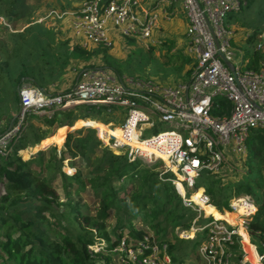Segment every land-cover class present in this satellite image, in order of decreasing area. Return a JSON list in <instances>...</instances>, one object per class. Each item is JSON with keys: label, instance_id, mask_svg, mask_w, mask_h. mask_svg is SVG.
Segmentation results:
<instances>
[{"label": "trees", "instance_id": "trees-1", "mask_svg": "<svg viewBox=\"0 0 264 264\" xmlns=\"http://www.w3.org/2000/svg\"><path fill=\"white\" fill-rule=\"evenodd\" d=\"M241 1V8L252 6V10L257 0ZM40 2L35 0L34 3L26 4V0H0V17L15 29L19 22L33 21L29 16L37 10ZM64 2L59 5L60 9L75 8L70 0ZM261 5H264V0ZM18 7L24 8V11L19 13ZM262 31L263 28L254 26L249 33L246 41L249 51L244 54L245 69L257 70L260 62L264 61V51L250 49ZM3 33L5 37L0 38V119L14 121L19 102L16 98L18 87L23 81L31 80L39 87L44 82L37 62L29 61L26 56L28 46L25 48V41L41 39L42 46L59 66L54 77L62 74L67 61L66 45H52L45 37V29L39 25H28L22 31L3 30ZM167 58L164 63L170 65V57ZM115 72L119 75L117 69ZM213 101V115L229 112L231 104L227 99L217 96ZM123 109L79 104L61 110L50 118L44 116L43 120L50 127L55 122L60 126H72L78 120L121 124L126 115L122 114ZM5 130L1 129L0 135ZM45 137L46 131L27 124L12 140L8 152L0 153V183L4 189L0 195V264H116L112 248L124 236L123 231L126 230L128 235L137 239L146 232L136 229L133 221H141L155 234L159 243L167 244L168 253L175 264L187 257L188 250L183 245L185 240L190 241L188 248H194L205 237V231L199 232V238L195 234L190 239H184L174 232L176 227L188 229L196 212L183 205L171 181L173 173L159 170L163 164L161 160L145 164L140 159L130 161L124 154H116L102 147L93 127L82 126L68 132L65 149L59 153L55 144L35 151L44 147L41 142ZM28 146H34L32 151L35 152L31 151L25 158L20 151L24 150L26 154ZM246 147V156H252L256 164L252 171L261 172L262 182L257 186L261 189V195L251 196L257 210L250 216L247 226L251 243L256 245L257 251L250 250L252 244L248 238L243 243L248 260L258 259L259 254L260 264H264V128L250 131ZM68 158L70 167L75 169L72 174L63 170L64 161ZM247 177L252 180L250 176ZM58 179L61 180L63 200H60L56 189ZM219 179L218 174L204 170L196 179V187L206 184L204 190L210 197V203L219 211L224 207L229 210L228 184L217 186ZM128 185L130 189L126 192ZM88 186L94 196L100 198L101 209L97 216L91 215L79 200L73 199L74 195L83 194ZM248 188L245 183L238 181L232 191L240 195ZM111 214L116 217L117 227L108 230L106 222ZM204 214L225 219L229 223L237 216L233 212L220 213L211 205ZM209 218L211 216L200 217L198 221ZM239 238L238 235L234 236V244L227 247L232 253L234 264H241L243 256ZM95 244L101 248L96 250L88 247Z\"/></svg>", "mask_w": 264, "mask_h": 264}, {"label": "built area", "instance_id": "built-area-1", "mask_svg": "<svg viewBox=\"0 0 264 264\" xmlns=\"http://www.w3.org/2000/svg\"><path fill=\"white\" fill-rule=\"evenodd\" d=\"M181 3L188 19V50L194 54L188 81L166 86L151 79L120 80L105 67L90 66L78 70L73 86L62 92L46 91L23 82L18 87L14 125L0 135V140L9 136L11 143L28 124L29 114L51 117L57 111L79 104L126 108L125 119L118 126L119 135L104 132L105 147L124 154L130 161L161 160L162 173L170 171L174 175L171 181L183 205L196 212L189 228L193 233L205 231L197 248L201 264H234L227 247L234 244V236H241L237 227L211 214L205 216H211L207 222L197 225L204 212L201 204L211 205V200L204 190L199 201L192 196L198 190L196 179L202 171L218 173L226 154H246L250 131L264 128V61L257 70L235 66L231 61L230 41L234 30L225 18L240 11L241 0H181ZM161 13L164 19L172 14L165 8ZM48 14L55 18L70 14L74 29L96 46L111 44L110 28L125 36L147 39L158 20L156 9L142 7L140 0H82L73 11L62 13L52 9ZM256 46L257 50H263L264 33L259 35ZM219 53L231 62L235 74ZM217 96L230 102L227 114L211 113L213 98ZM161 123L169 124L171 129L159 131ZM229 209L228 212H240L244 218L239 216L241 226L245 229L249 222L246 218L257 207L250 195H236ZM186 231L182 229L179 233L184 235ZM112 251L116 264H175L167 244L159 243L148 232L140 239L122 236Z\"/></svg>", "mask_w": 264, "mask_h": 264}, {"label": "rangeland", "instance_id": "rangeland-1", "mask_svg": "<svg viewBox=\"0 0 264 264\" xmlns=\"http://www.w3.org/2000/svg\"><path fill=\"white\" fill-rule=\"evenodd\" d=\"M26 1H27L26 4L28 3L31 4V3H34L35 0H26ZM80 1L81 0H70V3L74 5L76 3L78 4ZM261 1L262 0L255 1L252 10H251L252 6L250 8L242 7L240 11L231 12L225 18L226 22L229 23L234 30L232 39L230 41V51L232 52L231 61L235 66L242 67L245 63L244 54L246 51H249V47L246 44V41H247V38L249 37V33L251 32L252 28L254 26L259 27L261 29L263 28V31L260 34L264 33V5H261ZM140 2L145 8H149V6H151L152 0H150L149 3L146 2L145 4H143V0H140ZM64 3H65L64 0H41L40 5L37 8V10H35L29 17L32 18L33 20L39 17L38 20L39 19L42 20L43 19L42 17L47 15V13H49V10L51 9H56L63 13L65 12V10L60 9L61 7H59V5H62ZM181 9H180V13L178 14V16L183 18V21L186 27L184 28V31L181 32L180 34L174 35L173 37L166 35V29L163 26L165 19L163 18L161 9L158 8L156 10L158 14L157 26L152 28L151 36L149 38L140 39L135 36H125L121 34V37H122L121 39H123L124 42H126L127 44H123V42L121 41H114V39L113 40L111 39V44L109 46L97 45L99 49L97 48L95 53L103 54L105 59L99 56L98 58H96L97 60L95 64L97 66L105 67L109 72H111L112 70L114 75L120 80L124 78H128V77H132L134 79L136 78L151 79L155 82H158L166 86H175L179 84V82L182 83V82L188 81L190 73L189 72L185 73L184 71V74H186L185 76V75H181V72L186 67L188 71L193 68L194 54H192L188 50L189 37L186 35L188 19H187V14H186L185 9L183 7H181ZM23 11H24V8L18 7L19 13ZM69 11H72V10H69ZM229 15H231V17H229ZM66 16L67 15L64 14L61 18L52 17L54 19L53 21L50 20L51 16L44 19L45 23H49V24L51 22L54 23L51 26V30H50V32L53 34L54 37L56 38L61 37V34L64 32L63 30H61V25L59 24V21H61V19H63ZM25 24L26 23L24 21L19 22L16 24L15 29H12L11 25L7 22V20L4 19L3 17H0V38L5 37L4 36L5 33H3V30L6 32L20 31L21 28ZM259 35H258L257 41L253 44L252 47H250L252 51L254 49L257 50L256 45L259 42ZM31 40L29 42L25 41L27 42L25 45V48L28 46L26 49L27 57H29L30 53L34 50L33 45L36 42L35 41L36 39H33L32 41ZM60 41L58 40L57 45H56L57 47H59V43H61ZM40 50H43L47 54L44 46H42L41 41L39 43V51ZM257 51H264V48L263 50H257ZM162 52L164 54H162ZM91 53H88L87 55H80V56L81 58L83 57L84 59L85 58L88 59L91 57L90 56ZM168 53H171V54H168ZM111 55L114 56L115 58L112 57ZM167 57H170L169 58L170 65H166L164 63V61L168 59ZM104 62L105 63L108 62L109 66L117 69L119 72V75L117 74V72H115V70L111 69V67L109 68V66H106V64L104 65L103 64ZM23 82H28V81H23ZM16 98L17 100H19L18 96H16ZM114 107L115 106H111V108H114ZM57 112H55L54 114H56ZM121 112L122 114H126L127 109L124 108ZM15 114H14V117H15ZM43 117L44 116H41L40 118L39 115L29 114L27 115L26 121L29 125L39 126L42 130L47 132V137L43 138L41 142V144L44 145L43 148L45 149L48 146L55 144L57 148L56 149L57 153H59L61 150L65 149L64 143H65V138H66L67 133L70 131H73L74 129L80 128L82 126L93 127L95 129L97 137L102 142L101 146L105 147L107 144V142L102 140L100 137L105 139L103 137V132H101V128L103 125H108V124H103L101 122H97V123L91 122L89 120H83V121L78 120L72 126H60V124L55 122L54 125L50 127L45 124ZM45 117L50 118L47 116ZM57 117L60 118L59 115ZM14 122H15V119L13 121V120H10L9 118L7 119L1 118L0 119V130L1 129L9 130L14 125L13 124ZM115 125L116 123L112 122V125H110L109 127L114 128ZM168 129H171V126L169 124L161 123L159 125L158 130L161 131V130H168ZM105 131H108V128ZM116 133L119 134V132H116ZM10 140L11 139L9 136H4L0 140V153L1 154L7 153L8 150L10 149ZM105 140H107V138ZM33 149H34V146H28L27 153L24 154V150H22L20 151V154L23 157L25 156L26 158L32 152L37 151V150L32 151ZM113 152L118 154L115 151ZM68 160L69 158L64 161L63 170L67 174H72L75 171V169L70 167ZM142 163L145 164L144 161ZM255 166H256L255 161L252 160V156L250 155L246 156V154H243L240 156V155L233 154V153L226 154V161L223 163L220 171L216 174H218V177H220L219 182L217 183V186H221L225 183L228 184L227 186L229 190V197H228L229 202L228 203H230V201H233V199L236 196L235 192L232 191V187L238 181L245 183L247 186H249L248 190H243L241 193H239L240 195H250V196L261 195V189L257 186L261 184L262 182V174L261 172L252 171V169ZM159 168L158 169L161 171V169H164V165L162 164V166ZM247 176H250L252 180L248 179ZM205 186L206 184H202L201 187H198V186L197 187L199 188L198 190L202 192V190L205 189ZM56 189H57V192L59 193L60 200H63L64 195L61 189L60 179H58L56 183ZM129 189H130V185L126 187V192H128ZM3 193H4V189L0 183V195ZM73 199L79 200L81 205L85 207L86 211H88L93 216H97L98 212L101 209V205L99 203L100 198L94 196V193L89 188V186L87 190L83 192V194L74 195ZM211 206H213L220 213L224 211L228 212L229 210H231V209L228 210L224 207L222 210L219 211V209H217L214 205L211 204ZM111 215L112 216L106 222L108 230L115 229V227H117L116 217H114L113 214ZM202 216L203 217L206 216L204 212H202ZM239 216L240 218L244 219L240 214H238V217ZM249 218L250 217L246 218V220L249 221ZM207 221H208L207 219L199 220L197 222V225H203ZM133 223L136 229H144L146 232L155 236V234L151 230H149L148 227L144 225L141 221H133ZM247 226H245L244 230L247 234L249 242L251 243V240H250L251 238L247 230ZM182 229L184 228L176 227L174 229V232L177 235L183 237L184 239H190L195 234L198 238L201 236L199 232L193 233V230H191L190 228L187 229L184 235H181L179 232ZM123 232H124L125 237L127 236V237L134 238L131 235H128V233H126V230H124ZM242 238L243 237L240 236V241H239L241 249L243 251V256H242L241 261H243L242 263L244 264H252L251 260L250 261L248 260V253L246 250V246L242 242L243 240ZM189 243H190L189 240H185L183 243L184 247L187 248L188 250L187 257L183 261V264H196V263L201 264V260L199 259V256L197 253L198 246L197 247L195 246L194 248L193 247L188 248ZM251 244L255 247L257 251L256 245H254L253 243ZM98 247H99V244L94 245L95 249H97ZM258 259L260 260L259 254H258Z\"/></svg>", "mask_w": 264, "mask_h": 264}, {"label": "crops", "instance_id": "crops-1", "mask_svg": "<svg viewBox=\"0 0 264 264\" xmlns=\"http://www.w3.org/2000/svg\"><path fill=\"white\" fill-rule=\"evenodd\" d=\"M149 1L150 0H143V4H145L146 2L149 3ZM80 2L78 4L76 3L74 5L71 3V5L75 6L74 9H68L67 8L64 10L65 11H69V10L73 11L80 4ZM141 5H142V3H141ZM142 7H144V6L142 5ZM149 7L155 8L156 10L158 8L159 9L165 8L166 10H169L172 13L170 15L169 19H165V21H164L163 26L166 29V35L173 37L174 35L180 34L181 32L184 31V28L186 26H185V23L183 21V18L178 16V14L180 13V9L182 7L181 0H152L151 6H149ZM66 15L67 16L64 17L63 19H61V21L57 20V21H59V24L61 25V30L64 31L63 33L61 32L62 34L60 33L61 37H58L59 39L54 37L53 34L50 32L51 26L54 23L53 22H51L50 24L45 23L44 19L47 17H50L48 13H47V15L42 17L43 18L42 20L41 19L38 20V18H39L38 17V18L34 19L32 22L26 23L20 30V31H22L28 25H32V26L39 25L45 29V37H46V39L49 40V42L52 45H57L58 40L59 41L61 40L60 42L62 44L65 43V45H66L65 50H66V55H67V59H66L67 61L65 62L64 68L62 69V74L58 77H54L56 75L58 69H59V66H57L55 59L52 56H50L48 53L46 54L43 50L39 51V43H40L41 39L37 38L35 40L36 42L33 45L34 50L30 53V55L28 57L29 61H36L37 62V65L39 67V71L41 73H43V78L40 77L42 80H44L41 88L45 89L46 91H50V92H62V91L70 89L76 80V73L78 70H80L81 68H84V67L97 66L95 64L96 60H97L96 58H98L99 56L101 58H104L103 54L95 53L98 46L88 43L85 40V38L83 37V35H81L80 33H78L74 29L73 24H72L73 16H71L70 14H66ZM51 18L52 17H50V20L53 21L54 19L53 18L51 19ZM57 25H58V23H57ZM109 34H110V38L112 40L114 39V41H121V42H123V44H127L126 42H124L123 39H121L122 38L121 33H119L116 29L110 28ZM59 45H60V43H59ZM75 47H76V49H75ZM88 53H91L90 58H88V59H86V58L84 59L83 57L81 58L80 55H87ZM162 54H164V53L162 52ZM168 54H171V53H168ZM112 57H114V56H112ZM82 64H84V65H82ZM93 64H95V65H93ZM103 64L104 65L106 64V66H109L108 62H106V63L104 62ZM110 67L111 66H109V68ZM111 69L115 70V68H113V67H111ZM184 71H185V73L189 72L187 70V67L184 68L183 71L181 72V75L186 76V74H184ZM50 75L51 76L53 75V77L49 78ZM29 82L34 84L31 80L28 81V83ZM119 125H120L119 123H116L114 128L118 127Z\"/></svg>", "mask_w": 264, "mask_h": 264}, {"label": "bare ground", "instance_id": "bare-ground-1", "mask_svg": "<svg viewBox=\"0 0 264 264\" xmlns=\"http://www.w3.org/2000/svg\"><path fill=\"white\" fill-rule=\"evenodd\" d=\"M108 128V131H105L106 129ZM101 132H103V137L106 139L107 136L104 135V132H106L107 134H111V135H114L116 134V136H118L119 134H117L116 132H119L118 130V127H115V128H110L108 125H103L102 128H101ZM181 189V188H180ZM202 192L200 190H197L194 192L193 196H192V199H194L195 201H199L198 200V197L200 196ZM210 204H201V207L203 208L204 212L206 210V208L209 206ZM235 213L237 216L235 217L234 221L231 223L232 225H235L238 229V232L240 233V235L243 237L242 239V242L246 241L247 240V234L244 230V228L241 226V223H242V220L238 217V214H240V212H233ZM251 244V243H250ZM250 250H256L255 247L252 245L250 247ZM252 264H260L258 262V259L256 260H253L251 261Z\"/></svg>", "mask_w": 264, "mask_h": 264}, {"label": "water", "instance_id": "water-1", "mask_svg": "<svg viewBox=\"0 0 264 264\" xmlns=\"http://www.w3.org/2000/svg\"><path fill=\"white\" fill-rule=\"evenodd\" d=\"M219 57L222 59V61L225 63V65L230 69V71L235 74L234 67L231 64V62L222 53H219ZM40 148H43V147H39L36 150H38Z\"/></svg>", "mask_w": 264, "mask_h": 264}]
</instances>
